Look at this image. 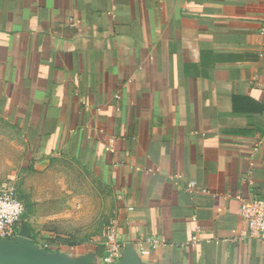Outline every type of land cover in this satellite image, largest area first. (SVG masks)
I'll return each instance as SVG.
<instances>
[{"label":"crops","instance_id":"0c3cea01","mask_svg":"<svg viewBox=\"0 0 264 264\" xmlns=\"http://www.w3.org/2000/svg\"><path fill=\"white\" fill-rule=\"evenodd\" d=\"M263 30L264 0H0V119L24 165L66 158L112 205L63 247L52 198L17 190L20 242L0 245L105 264L110 234V264H264L239 214L264 201Z\"/></svg>","mask_w":264,"mask_h":264},{"label":"rangeland","instance_id":"374dc122","mask_svg":"<svg viewBox=\"0 0 264 264\" xmlns=\"http://www.w3.org/2000/svg\"><path fill=\"white\" fill-rule=\"evenodd\" d=\"M22 149L15 130L0 119V184L13 183L25 204H34L28 200L34 187L44 199L52 198L49 205L58 215L52 220L51 232L44 234L46 241L75 246L110 226L112 205L105 190L85 169L66 158L50 160L48 171L34 169L24 165Z\"/></svg>","mask_w":264,"mask_h":264},{"label":"built area","instance_id":"2783aa9c","mask_svg":"<svg viewBox=\"0 0 264 264\" xmlns=\"http://www.w3.org/2000/svg\"><path fill=\"white\" fill-rule=\"evenodd\" d=\"M264 31V30H263ZM193 182L188 183V188L193 187ZM24 213V206L19 199L17 189L13 183L0 184V239L17 238V225ZM240 217L248 226L251 237L264 241V201L256 198L243 199L239 211ZM198 242L197 236H193L190 245ZM151 248H157L164 245L156 239L146 240ZM108 247L107 256L102 261L105 264L113 263L119 257L118 244L109 234L107 237ZM141 255H149V251L140 250Z\"/></svg>","mask_w":264,"mask_h":264},{"label":"water","instance_id":"95a60500","mask_svg":"<svg viewBox=\"0 0 264 264\" xmlns=\"http://www.w3.org/2000/svg\"><path fill=\"white\" fill-rule=\"evenodd\" d=\"M19 243L20 239H0V242ZM25 246V245H24ZM23 246V247H24ZM0 262L12 264H80L75 261L45 253L33 246H25L23 249H14L0 245Z\"/></svg>","mask_w":264,"mask_h":264}]
</instances>
